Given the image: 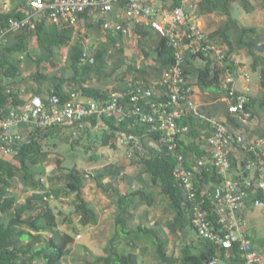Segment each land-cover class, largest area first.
<instances>
[{
    "label": "crops",
    "instance_id": "obj_1",
    "mask_svg": "<svg viewBox=\"0 0 264 264\" xmlns=\"http://www.w3.org/2000/svg\"><path fill=\"white\" fill-rule=\"evenodd\" d=\"M22 1L0 0V10L10 11ZM139 1L143 5L161 9L162 14L158 16V20L163 24L166 22L164 14L182 4L180 0H178L179 3H177V0ZM250 1L255 7L254 9L247 11L239 2H234L231 5L230 15L221 10L219 7L221 3L215 0H210L211 3L202 1V3L192 8L193 13L198 16L196 23L202 27L201 30L205 35V40L199 44L201 47L207 46L212 49L210 54L215 58L212 67L222 71L220 83L213 84L205 89L198 84L196 71L191 72L188 76L185 74V83L193 87L192 99H194L197 109L191 112L190 115L184 116L183 119L187 120H183L180 124L181 126L190 124L189 126L195 129L181 136L184 153L188 159L190 158L192 165L195 164L197 155L195 148L192 147L193 145L200 148L202 153L200 156L210 158L206 144L208 142L207 136L213 132V129L208 124L209 119L221 121L234 133L243 135L247 143L258 141L262 151H264V63L263 60H259L257 68L253 67L254 62H256L255 57L250 54L248 48L242 46L237 36L238 29L231 22V20H236L245 26L255 28L256 35L262 41L257 50V55H264V10L261 11L260 9L261 3L257 4L255 0ZM5 3L7 6H4ZM35 19L37 23L35 28L25 25L11 31L7 36L6 44L2 48L3 57H5L6 54H10L5 48L6 45L13 47L18 41L29 43H27L29 45L27 50H16L11 53L12 57L21 63L20 75L17 78L3 75L1 72L2 66L0 67V82H3L6 88L9 86V89L18 92L23 97L30 98L39 95L42 98H47L52 92H55V89L61 88L69 95L75 93L79 95V98H93L84 93L82 87L85 86L108 90L112 97L115 94L128 97L130 93L124 85L125 78H123V81L121 79L125 74L128 77V82L131 77L136 75L152 82L163 79L167 71L162 70V74L159 72L161 62L154 54L157 42L165 36L157 28L145 24L142 18L137 21L135 18L130 17L127 13V2L125 0H119L112 11H104L101 8L87 9L83 15L81 14L76 25L69 23L59 25L53 22L48 14L44 15V12H41ZM44 20L49 31L52 29L55 33L60 32L61 35L59 36L60 39L58 38L59 44H53L49 53L35 45V36L33 35L38 23ZM227 23H230L232 27L225 34L221 32V29ZM118 25L126 27L128 32L118 29ZM64 26L71 27V39L63 37L62 29ZM75 48L83 50L81 63L83 66L86 65V68L80 66L79 71H76L75 66L78 65L73 60V50ZM200 57L202 56H195L191 59L190 66L192 69L206 67L207 58L199 59ZM102 58L106 60L104 67H101L99 62ZM232 62L236 65L233 71L227 68ZM113 66L119 68L111 74ZM143 67H147L146 71L139 73L138 70ZM130 69L135 71L130 72ZM39 72H43L47 76L43 81L34 76ZM96 76L101 79L100 82ZM247 76L250 78L249 82H247ZM111 83H113V86L108 85ZM231 88L239 92L247 88L250 90L253 101L250 108L253 117L246 124L231 121L226 117L229 112V104L232 101L228 93V89ZM158 91L162 92L161 89ZM159 94L162 95L163 93ZM98 142L101 143L102 147L93 156L96 157V161H103L102 166L115 162L113 160L115 158H109L110 155L114 154L113 149L117 148L118 152L122 151V153L128 151L125 145L117 144L116 138H114V141H105L101 137ZM152 146L156 147L155 145ZM103 149H105V155ZM118 152L115 155L121 156L122 153L118 154ZM132 153V150L128 151V154ZM232 154L234 165L237 166L233 176L244 178L245 171H240L238 164L249 161L246 158L247 154L239 146L232 149ZM200 156L198 155L197 158ZM261 173H264V165L261 168ZM254 174L255 172H252L251 176ZM132 178H135V176L130 177V179ZM108 179L106 178V180ZM123 180L126 181L121 178L117 182L122 194H126L131 188H135L134 184L130 186L127 181V187L121 185L120 181ZM218 184L217 180L212 178L209 182L203 184L204 190L209 189L211 191ZM91 186H94L96 191H93ZM96 186V184L86 183L83 190L84 199L92 212H90L89 221L86 223L81 221L82 217L80 215H76L78 211L76 194L61 199L54 197L55 208L62 211L59 216L63 213L62 220L58 221L60 236L69 235L72 237L66 249V255L63 257L65 261L62 264H124L118 256L123 258L125 255L128 257V264H188L183 261L185 257H183L182 250L185 246L198 255H202L204 252L209 253V246L198 235L197 230L192 225L188 224L187 228H184L178 223L175 226L173 223L175 212L170 207L169 201L162 193L160 194L159 187L155 192L154 201L156 203L153 206H149L144 200L139 201V203L134 204L136 206L129 208V212L124 217L128 219L127 228L136 229L137 226H141L143 229L151 231V235L155 234L159 239L166 240L168 255L172 259L170 262L160 259L157 246L152 240L148 239L151 235L145 234V230H141L139 238L134 234L128 237L117 232L116 217L120 205L116 198L109 197L102 188ZM145 189L148 190L149 188L146 187ZM241 210L247 221L244 228L246 236L253 241L254 245L264 250V208L246 200ZM130 213L133 216H130ZM70 216H72V221H66V218ZM120 229H122L121 226ZM113 237H116L114 239V244H116L114 250L112 249ZM134 237L139 245H128L126 241L133 240ZM97 258H112V260L106 263L104 260L96 261ZM228 260H230L228 253L221 255L219 264H227ZM39 264H42V262Z\"/></svg>",
    "mask_w": 264,
    "mask_h": 264
},
{
    "label": "trees",
    "instance_id": "obj_2",
    "mask_svg": "<svg viewBox=\"0 0 264 264\" xmlns=\"http://www.w3.org/2000/svg\"><path fill=\"white\" fill-rule=\"evenodd\" d=\"M204 1L211 3L210 0ZM215 1L221 3L219 6L220 9L229 15L231 14V5L234 2H241L247 11L255 8L250 0ZM177 3H179L178 0ZM27 7V0H23L22 2L16 4L10 11L0 10V32L8 28L11 19H23L28 14V10H26ZM84 12L81 14L83 15ZM231 22L234 23L235 25L233 26L238 29L237 36L240 39L242 46L248 48L250 54L255 57L256 62H254L253 67L257 68V63H259V60H263L264 63V55H257V50L260 44H262V41L256 35V29L245 26L236 20H231ZM231 27L232 26L230 23H227L225 27L221 29V32L226 34L231 29ZM62 31L64 33V38L71 39V27L64 26ZM33 32V35L35 36V45L41 47L43 50L45 49V52L49 53L53 44H59L58 40L60 39L59 36H61L59 34L60 32L52 34L51 30L49 31L45 20L39 22L37 29H35ZM27 43L28 42L23 43V41H18L13 47H9L7 45L5 46L10 54H6L5 57H3L1 65V72L3 75L10 76L12 78H17L20 75L19 73L21 70V63L16 61L15 58L12 57L11 53L16 50H27L29 46ZM78 49L79 48H75L73 50V60L78 65L75 66V68H77L76 71L80 70V66H85L86 68V65L83 66L81 63L83 50ZM154 54L158 61L161 62V67L159 70L160 73L162 70H169L172 68L177 59L176 49L169 44L168 37L160 38V40L157 42L156 51ZM147 55L149 54L147 53ZM195 56L207 58L206 67H195V69H192L190 63L191 59ZM99 62L101 67L106 65V60L103 58L99 60ZM213 62H215V58L212 54L205 55L203 52H185V61L182 63L184 75L186 74L188 76L191 74V72L196 71L198 77L197 82L203 89L208 88L213 84H219L222 79V71L218 70L217 68L214 69L212 67ZM235 66V63L232 62L227 68L233 71ZM118 68V66H113V72L111 74L115 73ZM146 68L147 67H143L142 69L138 70L139 73L145 72ZM133 71L135 70L130 69V72ZM34 76L40 81H43L44 78L47 77L43 72H39V74H35ZM135 77L139 78L137 75ZM123 78H125L124 85L130 93L128 94L131 95L132 89L130 83L127 81V75L125 74V76L121 77L122 81L124 80ZM5 86L6 85L3 84V82H0V102L10 105L24 101V97L18 94V92L13 91L12 93H9V86L7 88ZM148 86H150V84ZM163 88L165 91L167 90V86L165 84L163 85ZM82 89L84 90L85 94L98 100L107 102L112 98V95L108 90H101L87 86L82 87ZM231 89H228V93L231 91ZM54 91V93L58 94L63 99H67L69 96V93L64 92L61 88H57ZM240 93L241 92L235 90V101L237 95ZM166 97V95L163 96V98ZM249 98L250 100L246 102L245 106L246 110L251 112V117L249 118L250 120L253 117L250 108L253 105V101L250 94ZM190 114L191 112L189 115ZM232 114L233 113L229 111L226 117L231 121H236L240 124H243L238 114ZM104 120L111 126V130L105 132L103 131L104 134L102 135V138H104L105 141H114L116 131L119 129L126 132H133L141 137V146L144 149H140L141 147L139 146V148L136 147V149L132 151V159L136 160L138 165L141 166V169L135 179H130L127 181L130 186L134 184L135 188H131L126 194H122L120 192L117 182H119V179L121 178L126 180L128 179L127 174L123 173V170L125 169V164L123 163L117 164L116 162H112L105 166H101L98 169H94L93 171L85 172L79 168L77 163L72 166L65 163V156H57L55 160V164L57 165L56 171H60L58 174L60 175L59 178L64 181L63 186H49L47 181L44 180L43 172L37 170L36 166H39L41 163L44 164V162L48 161L51 157L54 158V153L45 149V143L42 142V139L49 138L50 136V138H53L55 134H58L55 131L58 129L55 128V130L53 129L43 134L35 135L36 137H34L30 142L21 146L17 155L13 157H0V264H39L41 261H44V264H62L63 257L66 255V249L70 244L72 237L69 235L60 236L61 232L59 230L58 217L59 213L62 211H57L54 205L51 206L49 197L51 194H53L55 198L57 197L61 199L62 197L76 194V202L78 204V211L76 212V215H80L82 217L81 221L86 223L89 221V215L91 212L83 194V190L86 186L88 178H90V180L92 179L98 187L102 188L106 195L116 198V201L120 205L119 213L116 217L117 232H120L122 235L130 237L132 234H134L137 238H139V233L141 230H145V234L149 236L151 235V231L143 229L141 226H137L136 229L127 228L128 219L124 216L129 212V208L131 206H136L134 204L139 203V201L141 202L144 200L146 204L153 206L156 203L154 201V196L156 195L155 192L157 187L160 188V194L162 193L164 195V197L169 201L170 207L175 212V219L173 221L175 226L180 223L182 227L187 228L188 224H190L195 230H197L193 224L194 213L191 209L192 204L186 201L187 197L184 188L177 181L174 175L175 164L177 163L175 157L168 155L165 150H160L161 134H146L149 123L136 121L134 116L129 117L120 125H116V119L113 117L107 116L104 118ZM183 120L185 121L187 119H179V124H181ZM194 130L195 129L192 128L187 133H190ZM63 133L66 134L67 137L68 135L73 137L72 133L69 132L68 129H65ZM187 133H181L179 137V148L181 151H183V153L184 149L182 147L183 141L181 140V136ZM87 135H90V131L82 135L81 138ZM151 141L157 142L156 147L150 145ZM132 145H135V143L131 142L128 144V146L126 145V147L130 148L129 146ZM192 147L195 148V152L197 154L194 162V165H196L198 163V158L201 157L200 155L202 153L199 147L194 145ZM145 149L148 151H145ZM246 154V158L248 160H254L259 164L260 168L255 176L256 179H259L261 175V168L264 165L261 160L262 156L253 151L246 152ZM198 155L200 157L197 158ZM93 158L96 159L95 156H93ZM205 159L206 167H204L203 172L195 173L193 175V182L196 186L199 202H202L204 207L208 209L209 219L216 222L219 219L220 214L218 213L215 205L212 203L211 197L205 193L203 184L209 182V180L212 178H215L218 183H222V179L217 176L214 170L210 169V159H207L206 157ZM185 163L189 169H193L194 165L191 164L190 158L188 159L187 156ZM87 173L88 175H86ZM19 174L23 176L25 179V185L29 186V189L31 190V193L26 195L22 202L18 201V194L11 190L13 186L12 181ZM106 178L109 179L106 180ZM146 187L149 189L146 190ZM258 199L264 200V190L257 186H252L249 189V194L247 199H245V202L247 200L249 203L253 202L255 204ZM130 216H133V214L130 213ZM66 221H72V216L66 218ZM120 226L122 229H120ZM43 233L52 234V237H45ZM115 238H112L113 250L116 247V244H114ZM148 239L150 241L152 240L157 246L158 254L162 261L170 262L172 260L168 255V243L166 240L164 241L159 239V237L155 234L151 235V237ZM202 239L205 240L209 246V253L204 252L202 255H198L197 253H193L188 247L185 246L182 250L184 255L183 257H185L183 259L184 262L188 264H208V261L212 257L217 256L221 261V255H226V248H220L215 242L206 240L204 238ZM126 243L128 245H139V242L136 241L135 237L133 240H127ZM118 257L121 262L128 264V257H126V255L123 258L122 256ZM100 260H104L106 263H109L112 258L96 259V261ZM230 260L227 261V264H239L241 262L238 245H235L233 250L230 251Z\"/></svg>",
    "mask_w": 264,
    "mask_h": 264
},
{
    "label": "built area",
    "instance_id": "obj_3",
    "mask_svg": "<svg viewBox=\"0 0 264 264\" xmlns=\"http://www.w3.org/2000/svg\"><path fill=\"white\" fill-rule=\"evenodd\" d=\"M118 1L28 0L27 16L23 19H11L8 28L0 32V67L3 60L2 48L9 33L25 25L35 28L37 25L35 18L41 12H47L52 21L59 25L66 23L76 25L81 13L87 9L101 8L104 11H112ZM125 1L130 17L137 21L142 18L145 24L157 28L168 37L169 44L176 49L177 59L173 67L166 71L163 79L152 82L131 77L129 83L132 94L128 96L129 98L115 94L106 102L94 98H79L75 93L63 99L58 94L52 93L47 98L39 95L24 97V101L17 104L7 105L0 102V157L17 155L21 146L30 142L36 137L35 135L55 128L68 129L73 139H80L87 133L86 131L92 129L110 130V124L104 120L107 116L115 118L118 125L134 116L136 121L149 123L146 134L160 133V150H165L168 155L175 157L177 163L174 175L184 188L186 201L192 204L193 224L200 237L215 242L220 248H226L229 251V258L230 251L238 245L241 261L239 264H264V250L257 248L244 232L247 221L241 210L252 186L264 190V173L256 179L260 167L256 161L250 160L249 177L244 181L242 176L236 178L233 172L237 166L234 165L232 154V149L239 146L246 152L253 151L262 156L261 160L264 163V152L262 153L260 143L258 141L247 143L243 135L234 133L220 121L209 119L213 132L207 136L208 142L205 144L210 153V169L216 172L222 183L211 191L205 190V193L211 197L220 214L216 222L209 219L208 209L199 202L193 182V175L203 172L206 167L205 156L198 158V163L193 169H189L185 163L186 156L179 148L180 134L191 130L189 125L181 126L179 119L197 110L196 103L192 99L193 87L185 83L182 68L185 52L190 50L193 53L201 51L208 54L212 50L207 46H200L199 43L205 40V35L196 23L198 16L192 11L195 5L204 0H180L181 5L164 14L166 20L164 24L158 20V16L162 14L161 9L143 5L139 0ZM117 28L128 32V29L121 25ZM164 84L167 86L166 91L163 88ZM157 89H161L162 92ZM8 92L12 93L13 90L9 89ZM240 92L235 101V89H231L229 95L232 101L228 109L231 113L238 114L243 124H246L251 117V112L246 110L245 106L250 100V90L247 88ZM165 95L167 97L163 98ZM72 128L76 130L73 131ZM116 135L118 144L122 145L139 140V136L133 132L120 130ZM156 143L151 141L152 145L156 146ZM252 172H255L253 176H251ZM255 204L264 207V200L258 199ZM219 261L220 259L214 256L208 264H219Z\"/></svg>",
    "mask_w": 264,
    "mask_h": 264
},
{
    "label": "rangeland",
    "instance_id": "obj_4",
    "mask_svg": "<svg viewBox=\"0 0 264 264\" xmlns=\"http://www.w3.org/2000/svg\"><path fill=\"white\" fill-rule=\"evenodd\" d=\"M256 3H261L260 9L261 11L264 10V1L263 0H255ZM241 4V2H239ZM195 5V4H194ZM242 5V4H241ZM5 6V5H4ZM47 14L44 13V15ZM264 14V13H263ZM199 28H202L201 26H198ZM33 28V27H32ZM51 33L54 34L55 31L51 29ZM204 58L200 57L199 59ZM66 69V68H65ZM166 74V73H165ZM164 74V75H165ZM97 75V74H96ZM97 77V76H96ZM98 78V77H97ZM99 79V78H98ZM99 82L101 79L98 80ZM109 86H113V83L108 84ZM35 87V86H34ZM55 130L58 134H55L53 138H43L42 142L45 143V149L47 151H51L54 153V158H50L48 161L41 163L39 166H36V169L43 172L44 175V180L47 181L48 185H54L55 187L63 186V180H61L58 175L60 171H56L57 165L55 164V160L57 156L61 157H66L64 159V162L69 164L70 166L74 164H78L79 168L81 170H84L85 172H90L92 169H98L99 167L102 166L103 161H96L95 158H93V155L98 153L100 148L102 147L101 143L98 142L100 141V138L102 137V131L101 130H95L90 135L84 136L80 139H73L71 136L64 134L63 129ZM73 131L76 129L72 128ZM98 140V141H96ZM73 143V144H71ZM88 147V148H87ZM130 148L127 147L128 151L133 149L134 151L136 149V145L129 146ZM105 149H103L104 155L106 154L104 152ZM62 151V152H61ZM128 151H125L122 153V151L118 152V149L115 148L112 150L114 154L110 155L109 158H115L113 159L117 164L123 163L125 164V169L123 170V173L127 174V180H130V177L137 175V172L139 173L141 166L138 165L136 160L132 159V154H128ZM116 152L122 153V155L117 156L115 155ZM134 161V162H133ZM105 162V161H104ZM109 162V161H108ZM135 179V178H132ZM126 181H120L121 185H125L126 187L127 182ZM90 185H94L95 183L93 180L90 178L87 179V182ZM12 191L18 194V201H23L29 193H31V190L29 189V186L25 185V179L23 178L22 175H17L16 178L12 181ZM97 187V186H96ZM91 189L93 191H96L94 186H91ZM52 193V192H51ZM55 196L53 194L50 195V201H51V206L55 204L53 200ZM57 203V202H56ZM56 206V204H55ZM57 210V209H56ZM59 211V209L57 210ZM61 211V210H60ZM63 218V213L60 214L59 216V221H61ZM69 229V227H68ZM35 233V232H34ZM45 237H51V234L48 233H43ZM65 257V256H64ZM64 258L62 260L63 263ZM42 264H44V261H41ZM40 263V262H39Z\"/></svg>",
    "mask_w": 264,
    "mask_h": 264
},
{
    "label": "clouds",
    "instance_id": "obj_5",
    "mask_svg": "<svg viewBox=\"0 0 264 264\" xmlns=\"http://www.w3.org/2000/svg\"><path fill=\"white\" fill-rule=\"evenodd\" d=\"M202 2V1H201ZM200 2V3H201ZM27 3H28V0H27ZM199 4V3H198ZM201 51H199V52H197V53H200ZM204 53V52H203ZM211 53V51L208 53V54H206L205 53V55H209ZM250 81V78L247 76V82H249ZM98 100V99H97ZM103 101V100H102ZM221 122V121H220ZM210 125V127H211V122L209 121L208 122ZM116 125H118L117 123H116ZM120 125V124H119ZM53 130V129H52ZM95 130L96 129H92V130H89L90 131V133H92L93 131L95 132ZM102 131H109V130H105V129H101ZM111 130V129H110ZM50 131V130H49ZM117 131H120V129L119 130H117ZM116 131V132H117ZM124 131V130H123ZM88 132V131H87ZM104 132H102V133H104ZM117 136V135H116ZM116 136H115V138H116ZM139 136V135H138ZM140 136H139V140L138 141H136V142H134L135 143V145H136V147H138L139 148V146L141 147V148H143L142 146H141V140H140ZM117 144H118V142H117ZM120 145H122V144H120ZM125 146L127 145L128 146V144H124ZM150 145H151V142H150ZM134 146V145H133ZM152 146V145H151ZM144 149V148H143ZM145 151H148L147 149H145ZM250 161V160H249ZM86 175H88V173L86 174ZM199 235V234H198ZM200 236V235H199ZM52 237V236H51Z\"/></svg>",
    "mask_w": 264,
    "mask_h": 264
},
{
    "label": "water",
    "instance_id": "obj_6",
    "mask_svg": "<svg viewBox=\"0 0 264 264\" xmlns=\"http://www.w3.org/2000/svg\"><path fill=\"white\" fill-rule=\"evenodd\" d=\"M249 166V161H245V162H240L238 164V169L240 171L244 170V178H242V181H244L245 178H248L249 173L251 172V169L248 167Z\"/></svg>",
    "mask_w": 264,
    "mask_h": 264
},
{
    "label": "bare ground",
    "instance_id": "obj_7",
    "mask_svg": "<svg viewBox=\"0 0 264 264\" xmlns=\"http://www.w3.org/2000/svg\"><path fill=\"white\" fill-rule=\"evenodd\" d=\"M264 151H262V153H263ZM257 206V205H256ZM258 207H260V206H258ZM261 208H264V207H261ZM254 244V243H253ZM256 246V245H255ZM257 247V246H256ZM257 248H259V247H257ZM260 249V248H259ZM229 251L227 250V252L226 253H228Z\"/></svg>",
    "mask_w": 264,
    "mask_h": 264
}]
</instances>
